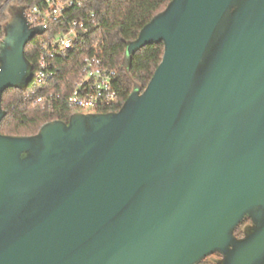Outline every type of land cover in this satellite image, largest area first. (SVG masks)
Masks as SVG:
<instances>
[{"label": "water", "instance_id": "1", "mask_svg": "<svg viewBox=\"0 0 264 264\" xmlns=\"http://www.w3.org/2000/svg\"><path fill=\"white\" fill-rule=\"evenodd\" d=\"M9 14L0 125L45 33ZM161 43L149 84L118 112L0 133V264H264V0H172L123 66Z\"/></svg>", "mask_w": 264, "mask_h": 264}, {"label": "trees", "instance_id": "2", "mask_svg": "<svg viewBox=\"0 0 264 264\" xmlns=\"http://www.w3.org/2000/svg\"><path fill=\"white\" fill-rule=\"evenodd\" d=\"M85 12L94 13L96 25L86 36V45L81 49L84 54L98 51L105 64L117 69L118 98L109 108L101 113L118 112L135 88L143 92L152 79L157 67L164 56V45L146 46L133 54L127 69L123 66L126 50L130 43L135 41L142 29L159 13L163 12L172 0H94ZM13 4L21 10L35 5L34 0H0V41L5 36L4 26L9 20L5 13V6ZM41 37H34L26 47V58L36 69L40 50ZM63 74L57 82L41 87H34L31 83L27 89H9L3 95L2 109L5 117L0 125V133L6 136L31 137L39 133L45 125L52 122L67 123L74 111L64 102H59L53 110H46L33 105L30 97L33 91L36 96L46 92V89L60 93L58 84L66 82L70 67L77 68L76 60L60 62ZM63 84V83H62ZM45 88V89H44ZM29 96V97H28ZM27 97V99H26ZM250 224L246 220L235 232L238 239L244 237V228ZM221 259V256H214ZM202 264H213L207 259Z\"/></svg>", "mask_w": 264, "mask_h": 264}, {"label": "built area", "instance_id": "3", "mask_svg": "<svg viewBox=\"0 0 264 264\" xmlns=\"http://www.w3.org/2000/svg\"><path fill=\"white\" fill-rule=\"evenodd\" d=\"M34 1L35 5L24 11L25 18L31 28H40L45 33L38 35L40 55L31 81L33 86L57 82L64 72L62 61L76 60L79 66L68 69L67 81L58 84L60 93L46 89L44 94L36 96L33 91L30 95L33 105L53 110L62 101L74 114H98L116 103L117 69L107 66L98 51L84 54L81 50L86 45V36L96 25L95 14L85 12L95 1Z\"/></svg>", "mask_w": 264, "mask_h": 264}, {"label": "rangeland", "instance_id": "4", "mask_svg": "<svg viewBox=\"0 0 264 264\" xmlns=\"http://www.w3.org/2000/svg\"><path fill=\"white\" fill-rule=\"evenodd\" d=\"M12 5H13V4L6 5V6H5V13H6L8 19L10 18L9 8H10ZM10 27H11V28H16V27H17V24H12Z\"/></svg>", "mask_w": 264, "mask_h": 264}]
</instances>
